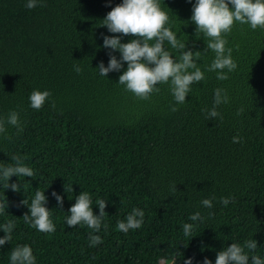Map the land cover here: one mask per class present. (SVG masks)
Wrapping results in <instances>:
<instances>
[{
	"label": "trees",
	"instance_id": "16d2710c",
	"mask_svg": "<svg viewBox=\"0 0 264 264\" xmlns=\"http://www.w3.org/2000/svg\"><path fill=\"white\" fill-rule=\"evenodd\" d=\"M37 2L29 10L27 0H0V119L16 111L23 128L6 125L0 134V167L14 165L15 155L34 171L10 178L19 192L0 180V202L8 203L0 225L15 224L11 241L0 246V264H10L18 245L31 247L36 264H184L188 258L203 264L205 257L215 264L219 251L251 239L257 248L250 257L264 260V29L234 24L224 38L237 68L220 81L207 70L215 54L204 52L207 40L195 35L190 20L196 0H159L166 26L185 50L202 52L196 63L205 79L191 86L183 104L168 84L142 100L118 84L126 62L107 77L97 70L101 61L107 67L112 52L102 47L103 36L120 35L102 26L103 19L123 0ZM133 38L121 36V43ZM165 47L174 59L179 55ZM217 88L229 103L217 108L222 120H209ZM33 90L51 93L40 110L30 107ZM37 190L45 191L53 233L22 219L29 209L20 202L30 204ZM53 191L63 197L62 208ZM81 192L90 194L94 215L96 201L106 200L101 230L93 233L103 242L95 247H89L91 229L66 224ZM222 197L231 198L226 207ZM203 199L213 207L205 208ZM133 208L143 210V224L125 234L117 222ZM196 212L202 223L188 219ZM184 223L195 225L192 236H184Z\"/></svg>",
	"mask_w": 264,
	"mask_h": 264
},
{
	"label": "clouds",
	"instance_id": "9594fccd",
	"mask_svg": "<svg viewBox=\"0 0 264 264\" xmlns=\"http://www.w3.org/2000/svg\"><path fill=\"white\" fill-rule=\"evenodd\" d=\"M191 2V0H189ZM231 5V7H229ZM38 6L37 0H27L25 7L29 10ZM191 22L196 25L195 35L200 34L206 38V48L204 52L211 50L215 58L208 66V71L216 72V78L220 81L227 80L228 73L237 68V64L231 57L232 49L226 48L227 40L224 38L231 32L235 23L247 24L252 30L258 27L264 29V0H196L192 7ZM170 23L168 14L160 7L159 0H123L103 19V25L110 33L120 34L113 36H103L102 47L118 51L121 56L118 60L112 52H109L107 67L101 61L98 65L100 76L107 77L110 72H119L124 63L127 68L119 76L118 84L123 85L125 90L131 92L135 97L142 100L149 99L150 95L159 91L158 85L168 84L174 100L183 104L191 91L194 83H199L205 79L204 72L197 66L202 52L185 50L186 43L177 38V34L166 26ZM134 37L128 43H121V36ZM169 45L176 50L179 55L173 58V54L165 47ZM74 71L82 72V68L74 65ZM49 91L33 90L28 99L30 107L40 110L50 97ZM229 103V97L224 89L214 90V101L211 110L207 111L206 119H223L221 113L217 111L221 104ZM54 106V105H53ZM175 110V108H173ZM205 111V110H202ZM243 109L237 113L239 115ZM6 125L15 127L18 132L23 131L19 119V113L11 111L6 119H0V134H6ZM5 138H9L5 136ZM233 143H239L241 138L235 136ZM14 165L0 167V180L4 181L5 189L11 188L14 192H19L21 185L12 183L9 180L13 176L33 177L32 168L24 165L20 156H12ZM65 192L69 189L64 188ZM73 190V188H72ZM176 190V185H174ZM45 191L37 190L31 203L24 199L20 204L27 206L29 213L22 216L25 224L30 225L41 233L55 232V225L50 216L51 211L45 207L47 197ZM59 208L63 207V197L52 192ZM214 199V198H213ZM229 197H222L220 203L225 207L230 203ZM205 208H212L211 199H203L200 202ZM99 208V215H94L92 209V198L88 192H81L75 198V204L69 209L66 217L68 227L77 225L87 226L92 231L89 233V247H95L103 241L98 233L101 230L102 221L105 215L106 200L96 201ZM7 201L0 202V213L6 211ZM143 210L133 208L132 212L126 216V221H118L119 231L127 234L130 229H139L144 220ZM213 215L209 213V216ZM191 221H204L205 217L200 212H196L189 218ZM15 227L12 221L0 225L5 235L0 238V246L10 242L11 233ZM107 228V225H104ZM195 225L193 223L183 224V234L185 237L192 236ZM257 248V241L247 240L243 246L232 243L216 255L215 264H264L259 256L249 255ZM245 249L248 252H245ZM10 264H36V258L32 249L28 245H18L10 253ZM184 264H192V259L188 258ZM203 264H212V261L205 257Z\"/></svg>",
	"mask_w": 264,
	"mask_h": 264
},
{
	"label": "rangeland",
	"instance_id": "374dc122",
	"mask_svg": "<svg viewBox=\"0 0 264 264\" xmlns=\"http://www.w3.org/2000/svg\"><path fill=\"white\" fill-rule=\"evenodd\" d=\"M161 264H164V263H161ZM167 264H172V263L170 262V263H167Z\"/></svg>",
	"mask_w": 264,
	"mask_h": 264
}]
</instances>
